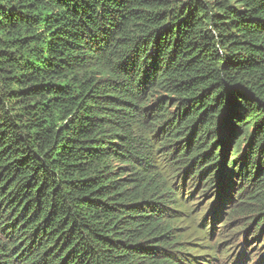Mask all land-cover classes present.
Returning a JSON list of instances; mask_svg holds the SVG:
<instances>
[{"label":"trees","instance_id":"trees-1","mask_svg":"<svg viewBox=\"0 0 264 264\" xmlns=\"http://www.w3.org/2000/svg\"><path fill=\"white\" fill-rule=\"evenodd\" d=\"M252 227L264 0H0V264H226Z\"/></svg>","mask_w":264,"mask_h":264},{"label":"rangeland","instance_id":"rangeland-1","mask_svg":"<svg viewBox=\"0 0 264 264\" xmlns=\"http://www.w3.org/2000/svg\"><path fill=\"white\" fill-rule=\"evenodd\" d=\"M217 198H219V196H217ZM206 200L207 199L204 198L201 204L204 205ZM215 205L216 203L213 201L211 205L207 208L208 211L206 210L207 211L206 215L208 214V223L211 222L213 219L214 212H210V211ZM226 211L228 212L229 210H226ZM223 219H225L224 216L220 220H218L215 224L216 237L220 236L221 232H224L222 228H219L221 227L220 223L223 221ZM243 224H244L243 219L234 220L231 223H229L230 225L229 229L236 230L238 228H242ZM245 228L247 229L248 227H245ZM253 228L254 227H252L251 230L247 233L248 234V237H246L247 242L245 241V236L243 232L239 233L238 235H230L229 236L230 239L229 238L224 239L223 237L222 244L226 243V246L224 248L229 247V246L232 247L230 250L229 261L225 262L226 264H264V262H260L261 256L264 254V249H263L264 245L261 246V241L264 240V233L262 234L260 239H257V240L255 239L257 235L253 237L254 239H250V235L253 231ZM216 264H222V261L217 262Z\"/></svg>","mask_w":264,"mask_h":264}]
</instances>
